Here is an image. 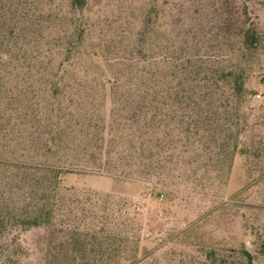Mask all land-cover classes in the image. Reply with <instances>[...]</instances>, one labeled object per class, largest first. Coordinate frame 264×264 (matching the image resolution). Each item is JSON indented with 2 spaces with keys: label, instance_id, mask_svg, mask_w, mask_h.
Returning <instances> with one entry per match:
<instances>
[{
  "label": "trees",
  "instance_id": "obj_1",
  "mask_svg": "<svg viewBox=\"0 0 264 264\" xmlns=\"http://www.w3.org/2000/svg\"><path fill=\"white\" fill-rule=\"evenodd\" d=\"M65 2L64 9L43 7L45 16L31 19L27 0H0V150L12 156L0 158V246H10L0 264H73L88 261V252L92 264H119L116 255L139 242L143 229L136 215L122 213L124 201L64 187L65 176L160 177L168 153L183 140L191 147L189 162L210 164L223 182L237 154L257 162L264 154L258 142L244 143L255 110L250 70L263 44L256 28L243 29L229 69L215 70L209 60L202 68L198 59L152 57L134 46L129 58L108 62L103 72L86 67L81 82L70 73L76 53L92 61L83 44L87 0ZM45 19H55L60 33L41 43L32 37ZM218 57L217 64L224 62L225 55ZM34 229L64 238L55 262L31 260L19 246L20 233ZM243 255L254 264L250 252Z\"/></svg>",
  "mask_w": 264,
  "mask_h": 264
},
{
  "label": "rangeland",
  "instance_id": "obj_2",
  "mask_svg": "<svg viewBox=\"0 0 264 264\" xmlns=\"http://www.w3.org/2000/svg\"><path fill=\"white\" fill-rule=\"evenodd\" d=\"M27 2L31 19L45 16L44 11L40 14L43 7L45 11L48 7H66L65 0ZM83 19L87 25L84 51L92 61L76 53L75 69L70 73L72 77L79 73L78 78L70 79L81 82L86 67L103 72L108 62L129 58L128 50L134 46L152 57L198 59L202 68L209 60L215 70L229 69L228 58L239 53L243 29L256 28L263 44L250 70L249 101L255 110L248 118L253 133L248 132L244 143L250 146L252 140L264 148V0H87ZM45 21L32 37L35 41L45 43L46 38L60 33L55 19ZM26 53L30 57V52ZM219 55L225 58L217 64ZM34 64L41 66L42 62L38 59ZM175 147L168 153L160 177L149 180L142 176L128 182L106 176L68 175L61 184L111 194L126 203L122 213L137 216L143 229L139 242L116 255L119 264L125 259H133L135 264H246L243 251L252 254L254 264H264V154L258 162L237 154L229 173L225 168L227 176L222 182L210 164L189 162L186 150L191 147L186 142L181 140ZM10 157L0 150V158ZM158 179L166 182L163 188L168 194H161ZM96 203L97 207L102 204ZM94 220L83 222L81 230ZM49 232L34 229L20 233L18 244L29 249L31 260L61 257L59 243L64 238L55 240ZM9 248L8 241L3 243L0 256L7 255ZM85 257L89 262L73 264H92V253Z\"/></svg>",
  "mask_w": 264,
  "mask_h": 264
}]
</instances>
